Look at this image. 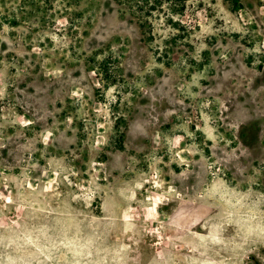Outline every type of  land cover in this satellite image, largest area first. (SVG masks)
Instances as JSON below:
<instances>
[{"label":"rangeland","instance_id":"rangeland-1","mask_svg":"<svg viewBox=\"0 0 264 264\" xmlns=\"http://www.w3.org/2000/svg\"><path fill=\"white\" fill-rule=\"evenodd\" d=\"M137 3L0 0V264H264V0Z\"/></svg>","mask_w":264,"mask_h":264},{"label":"trees","instance_id":"trees-1","mask_svg":"<svg viewBox=\"0 0 264 264\" xmlns=\"http://www.w3.org/2000/svg\"><path fill=\"white\" fill-rule=\"evenodd\" d=\"M50 1V0H47ZM70 3L76 2L77 0H67ZM123 2V4H134V2H138L136 7H133L134 9L141 8L148 9V10H156L158 8H162L163 4L166 2H169L170 0H119ZM192 0H174V8L172 9L175 14H182L187 7V3ZM131 8V7H130Z\"/></svg>","mask_w":264,"mask_h":264}]
</instances>
